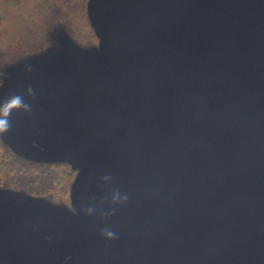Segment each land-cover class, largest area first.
I'll use <instances>...</instances> for the list:
<instances>
[{"label": "water", "instance_id": "water-1", "mask_svg": "<svg viewBox=\"0 0 264 264\" xmlns=\"http://www.w3.org/2000/svg\"><path fill=\"white\" fill-rule=\"evenodd\" d=\"M93 9L106 53L84 103L102 152L61 258L101 255L106 230L150 237L186 260L263 257L264 0H94Z\"/></svg>", "mask_w": 264, "mask_h": 264}, {"label": "rangeland", "instance_id": "rangeland-1", "mask_svg": "<svg viewBox=\"0 0 264 264\" xmlns=\"http://www.w3.org/2000/svg\"><path fill=\"white\" fill-rule=\"evenodd\" d=\"M93 3L0 0V109H10L6 117L0 112L7 120L0 131V264H38L42 255L32 253L50 233L55 247L77 241V198L103 142L84 103L106 53ZM134 237L153 241L122 233L107 243L116 251L112 240ZM146 243L133 240L125 255L140 259Z\"/></svg>", "mask_w": 264, "mask_h": 264}, {"label": "flooded vegetation", "instance_id": "flooded-vegetation-1", "mask_svg": "<svg viewBox=\"0 0 264 264\" xmlns=\"http://www.w3.org/2000/svg\"><path fill=\"white\" fill-rule=\"evenodd\" d=\"M79 226V225H78ZM78 228V227H77ZM53 234L45 235L44 243L40 242V245L37 249L40 250L44 245H46V253H32L34 258L37 259V256H41L40 260H36L38 264H264V256L257 258L256 255H251L247 257H227L224 254L222 260H220V256L214 252L205 253L203 256L197 259H182L181 257L174 256L170 254L166 249L160 247L156 244V242L149 239L143 238H126L125 240H119V238H115L116 243V251L115 246H110V243H106L104 248L101 251V255H94L90 260L85 261L84 257L82 260H78L76 257L72 255L64 256L61 258V253L65 251H69L72 248V244L67 247H55L53 242ZM133 240L136 242H148L146 243V247L139 250L140 259H134L130 254L125 255V246H131ZM152 243V245L149 243ZM149 249H153L156 254H150ZM126 253V254H127ZM44 254V255H43ZM232 259V260H231ZM92 260V261H91Z\"/></svg>", "mask_w": 264, "mask_h": 264}, {"label": "clouds", "instance_id": "clouds-1", "mask_svg": "<svg viewBox=\"0 0 264 264\" xmlns=\"http://www.w3.org/2000/svg\"><path fill=\"white\" fill-rule=\"evenodd\" d=\"M11 103L13 104L14 107L20 106L21 105V98L20 97H14V98H12ZM25 107H27V106L25 105ZM9 111H10V109L7 108L6 106L3 109H0V112L3 113L4 117L7 116V113ZM6 128H7V120H6V118L0 119V131L5 130ZM104 235H105L106 238H112L115 234L112 231H110V230H106L104 232Z\"/></svg>", "mask_w": 264, "mask_h": 264}, {"label": "bare ground", "instance_id": "bare-ground-1", "mask_svg": "<svg viewBox=\"0 0 264 264\" xmlns=\"http://www.w3.org/2000/svg\"><path fill=\"white\" fill-rule=\"evenodd\" d=\"M53 118L58 119L57 116H54ZM149 253L150 254H156L157 252H155L153 249H149Z\"/></svg>", "mask_w": 264, "mask_h": 264}]
</instances>
